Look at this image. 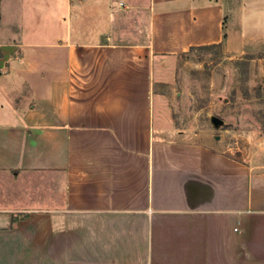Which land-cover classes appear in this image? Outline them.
Returning a JSON list of instances; mask_svg holds the SVG:
<instances>
[{
    "label": "crops",
    "instance_id": "crops-1",
    "mask_svg": "<svg viewBox=\"0 0 264 264\" xmlns=\"http://www.w3.org/2000/svg\"><path fill=\"white\" fill-rule=\"evenodd\" d=\"M119 3L1 8L0 264H264V167L176 128L154 74L264 38L252 0Z\"/></svg>",
    "mask_w": 264,
    "mask_h": 264
},
{
    "label": "rangeland",
    "instance_id": "rangeland-1",
    "mask_svg": "<svg viewBox=\"0 0 264 264\" xmlns=\"http://www.w3.org/2000/svg\"><path fill=\"white\" fill-rule=\"evenodd\" d=\"M5 1L0 0V26L5 21L1 18ZM119 1L112 0L113 7L123 5ZM252 2L242 14V23L245 28L264 31V0ZM227 14L230 26V10ZM128 17L142 20L138 29L142 37L145 12ZM245 41L226 38L217 45L161 56L154 74L164 115L176 128L260 170L264 167V38ZM213 116L222 123L215 125Z\"/></svg>",
    "mask_w": 264,
    "mask_h": 264
},
{
    "label": "water",
    "instance_id": "water-1",
    "mask_svg": "<svg viewBox=\"0 0 264 264\" xmlns=\"http://www.w3.org/2000/svg\"><path fill=\"white\" fill-rule=\"evenodd\" d=\"M212 122L215 124V125H218V124H221L222 123V120L216 116H213L212 117Z\"/></svg>",
    "mask_w": 264,
    "mask_h": 264
},
{
    "label": "trees",
    "instance_id": "trees-1",
    "mask_svg": "<svg viewBox=\"0 0 264 264\" xmlns=\"http://www.w3.org/2000/svg\"><path fill=\"white\" fill-rule=\"evenodd\" d=\"M207 46H211V45H207ZM203 47V46H202ZM193 48V47H192Z\"/></svg>",
    "mask_w": 264,
    "mask_h": 264
}]
</instances>
